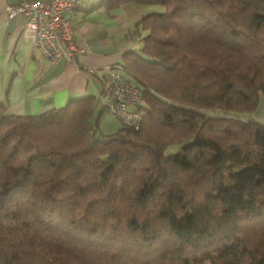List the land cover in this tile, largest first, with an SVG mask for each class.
I'll return each mask as SVG.
<instances>
[{
	"label": "trees",
	"instance_id": "obj_1",
	"mask_svg": "<svg viewBox=\"0 0 264 264\" xmlns=\"http://www.w3.org/2000/svg\"><path fill=\"white\" fill-rule=\"evenodd\" d=\"M130 1L163 6L118 62L139 128L0 100V264H264V123L227 113L264 98V0Z\"/></svg>",
	"mask_w": 264,
	"mask_h": 264
},
{
	"label": "crops",
	"instance_id": "obj_2",
	"mask_svg": "<svg viewBox=\"0 0 264 264\" xmlns=\"http://www.w3.org/2000/svg\"><path fill=\"white\" fill-rule=\"evenodd\" d=\"M21 1L27 0H0V100L18 115L38 114L72 99L98 96L108 66L121 62L125 51L140 50L146 34L140 26L142 16L163 10L159 4L130 1L109 8L101 0H78L66 15L79 51L72 60L50 61L24 39V18L6 17L5 6ZM260 106L264 108V98L257 109ZM105 112L101 108L98 118ZM106 130L110 133L111 129Z\"/></svg>",
	"mask_w": 264,
	"mask_h": 264
},
{
	"label": "built area",
	"instance_id": "obj_3",
	"mask_svg": "<svg viewBox=\"0 0 264 264\" xmlns=\"http://www.w3.org/2000/svg\"><path fill=\"white\" fill-rule=\"evenodd\" d=\"M78 0H27L5 6L7 19L24 18L23 37L38 47L50 61L72 60L79 51L74 28L66 15ZM101 108L114 115L121 125L137 129L141 125L143 89L134 83L129 71L113 62L103 78L98 95Z\"/></svg>",
	"mask_w": 264,
	"mask_h": 264
},
{
	"label": "rangeland",
	"instance_id": "obj_4",
	"mask_svg": "<svg viewBox=\"0 0 264 264\" xmlns=\"http://www.w3.org/2000/svg\"><path fill=\"white\" fill-rule=\"evenodd\" d=\"M158 6L161 7V5H158ZM256 109L253 112H237V111H231L230 110V111H227V113L236 114V115H238L244 119H252V120L264 123V108H262L260 106L257 110ZM100 110H101L100 106L97 105L95 107L94 111L92 112V114L90 115L89 121H90L91 125L93 127H97L98 129H100V131L102 133H109V132H107L106 129H111V130H109L110 133L117 131L120 128L119 121L112 114L108 113L107 111L99 119L98 115H99ZM116 122H117V125H115ZM109 124L112 125L111 128H108ZM180 149H181V144L180 143H174V144H171L165 148V153L166 154L176 153V152L180 151Z\"/></svg>",
	"mask_w": 264,
	"mask_h": 264
},
{
	"label": "water",
	"instance_id": "obj_5",
	"mask_svg": "<svg viewBox=\"0 0 264 264\" xmlns=\"http://www.w3.org/2000/svg\"><path fill=\"white\" fill-rule=\"evenodd\" d=\"M98 137H99V135H98Z\"/></svg>",
	"mask_w": 264,
	"mask_h": 264
}]
</instances>
